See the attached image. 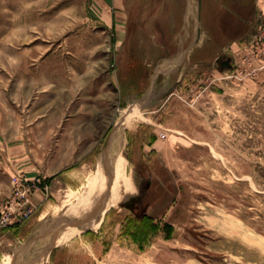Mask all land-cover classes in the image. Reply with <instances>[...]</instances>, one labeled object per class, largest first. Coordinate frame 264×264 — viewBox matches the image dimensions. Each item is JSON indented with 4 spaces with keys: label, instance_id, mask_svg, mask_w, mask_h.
<instances>
[{
    "label": "rangeland",
    "instance_id": "rangeland-1",
    "mask_svg": "<svg viewBox=\"0 0 264 264\" xmlns=\"http://www.w3.org/2000/svg\"><path fill=\"white\" fill-rule=\"evenodd\" d=\"M87 1L0 0V204L6 140L24 138L56 169V153H73L54 151L60 130L93 127L95 150L42 221L39 235L69 238L50 264H264V0H203L205 51L196 47L177 81L150 85V68L137 70L94 119L73 117L98 92L95 56L76 35ZM117 156L118 201L101 215ZM27 250L4 241L0 264H33Z\"/></svg>",
    "mask_w": 264,
    "mask_h": 264
},
{
    "label": "crops",
    "instance_id": "crops-1",
    "mask_svg": "<svg viewBox=\"0 0 264 264\" xmlns=\"http://www.w3.org/2000/svg\"><path fill=\"white\" fill-rule=\"evenodd\" d=\"M206 7L203 0H88L82 20L85 30H77L76 35L88 40L87 53L95 56L93 84L98 92L92 100L94 105L84 111L77 110L73 117L94 119L95 113L110 102L111 87L133 84L137 70L150 68V85L159 76L176 78L177 81L196 47L202 51L206 49L207 43L203 40V35L206 37ZM79 45L78 48H84L82 43ZM127 71L132 72L131 76L125 74ZM60 131L54 140V151L73 153L71 160L65 161L56 153L54 156L60 159L56 169L47 167V155L37 158L28 153L33 149L24 138L5 141L9 180L20 172L31 179L44 177L49 185L47 192L39 191L32 197L35 212L29 220L0 230V246L6 240L22 248L28 246L29 251L24 255L34 256L36 261L33 264H50L54 250L67 245L69 238L61 244L54 243L55 238L51 240L49 230L39 235L42 221L47 217L55 193L70 190L73 184L69 182L70 177L85 164L88 152L96 148L93 127H65ZM40 147L43 150L47 145ZM77 151L86 153L73 162ZM9 193L10 187L3 201Z\"/></svg>",
    "mask_w": 264,
    "mask_h": 264
},
{
    "label": "built area",
    "instance_id": "built-area-1",
    "mask_svg": "<svg viewBox=\"0 0 264 264\" xmlns=\"http://www.w3.org/2000/svg\"><path fill=\"white\" fill-rule=\"evenodd\" d=\"M49 188L45 178L27 177L24 173H15L10 179V193L0 205V230L10 229L29 220L35 212L32 197L39 191Z\"/></svg>",
    "mask_w": 264,
    "mask_h": 264
},
{
    "label": "bare ground",
    "instance_id": "bare-ground-1",
    "mask_svg": "<svg viewBox=\"0 0 264 264\" xmlns=\"http://www.w3.org/2000/svg\"><path fill=\"white\" fill-rule=\"evenodd\" d=\"M138 115V113L137 114H134L133 116V118L132 119H135L136 118V116ZM130 117H132V116H130ZM131 119V120H132ZM127 121V120H126ZM122 162H123V158L121 157V156H117L116 157V159L115 160H113V163H112V166H111V168H112V173H113V179H112V184H111V187H110V195H108L109 196V199H108V201H107V204H106V206H105V208H104V210L102 209V213H100L101 215H104V213L106 212V210H107V207H108V205H113L115 202H117L118 201V199H117V197H116V192H117V188L119 187V185H120V181L121 180H119L120 179V177H121V172H122ZM124 183H127V182H124ZM109 188V187H108ZM126 188H131L130 187V184H128L127 186H126ZM99 214V215H100ZM101 220V219H100ZM97 223H95V224H93V226H95ZM98 225V224H97ZM10 259V258H9ZM8 260V259H7ZM8 264V263H7Z\"/></svg>",
    "mask_w": 264,
    "mask_h": 264
},
{
    "label": "water",
    "instance_id": "water-1",
    "mask_svg": "<svg viewBox=\"0 0 264 264\" xmlns=\"http://www.w3.org/2000/svg\"><path fill=\"white\" fill-rule=\"evenodd\" d=\"M221 66H222L223 69H231L232 68V66H231V64H230V62L228 60L223 61L222 64H221ZM103 158H105V154H103ZM103 164H105V162Z\"/></svg>",
    "mask_w": 264,
    "mask_h": 264
},
{
    "label": "flooded vegetation",
    "instance_id": "flooded-vegetation-1",
    "mask_svg": "<svg viewBox=\"0 0 264 264\" xmlns=\"http://www.w3.org/2000/svg\"><path fill=\"white\" fill-rule=\"evenodd\" d=\"M149 186H150V181H147L145 183V185L143 186L142 190H141L142 191V194H144L146 192V190L149 188ZM130 209L133 210L134 208H130Z\"/></svg>",
    "mask_w": 264,
    "mask_h": 264
},
{
    "label": "trees",
    "instance_id": "trees-1",
    "mask_svg": "<svg viewBox=\"0 0 264 264\" xmlns=\"http://www.w3.org/2000/svg\"><path fill=\"white\" fill-rule=\"evenodd\" d=\"M130 210H131V209H130ZM131 211H132V210H131ZM61 249H62V248L55 249L53 255L56 254L57 252H59ZM53 255H52V257H53Z\"/></svg>",
    "mask_w": 264,
    "mask_h": 264
}]
</instances>
